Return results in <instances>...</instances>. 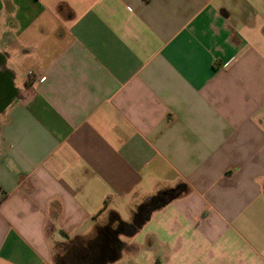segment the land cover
Masks as SVG:
<instances>
[{
	"label": "crops",
	"instance_id": "crops-1",
	"mask_svg": "<svg viewBox=\"0 0 264 264\" xmlns=\"http://www.w3.org/2000/svg\"><path fill=\"white\" fill-rule=\"evenodd\" d=\"M64 246L264 264V0H0V264Z\"/></svg>",
	"mask_w": 264,
	"mask_h": 264
},
{
	"label": "rangeland",
	"instance_id": "rangeland-1",
	"mask_svg": "<svg viewBox=\"0 0 264 264\" xmlns=\"http://www.w3.org/2000/svg\"><path fill=\"white\" fill-rule=\"evenodd\" d=\"M18 75V83L21 84V79H22V75L25 73L26 68L22 67V68H17L15 65H13L12 63L9 65ZM125 218H127V214L124 213ZM65 246L64 247H60L58 250H56V263L60 264L61 260L65 259V256L63 255L62 252L65 251Z\"/></svg>",
	"mask_w": 264,
	"mask_h": 264
},
{
	"label": "flooded vegetation",
	"instance_id": "flooded-vegetation-1",
	"mask_svg": "<svg viewBox=\"0 0 264 264\" xmlns=\"http://www.w3.org/2000/svg\"><path fill=\"white\" fill-rule=\"evenodd\" d=\"M147 210H148L147 207L144 208V209H142V211H141V213H140V215H139V217H138L137 219L142 218L143 215H145V212H146ZM106 231H107L106 234L115 237V235L119 232V229H117V230L108 229V230H106ZM111 247H112V246H111ZM112 248H114V249H119V248H120V244H119V243H116ZM75 256H76V255H75ZM69 257H70L69 255L66 256L65 259L61 260L60 264H67V262H68L67 258H69ZM73 257H74V256H73ZM71 258H72V255H71L70 259H71ZM77 260H78L77 257H75V259L72 258L70 263H74V262L77 261Z\"/></svg>",
	"mask_w": 264,
	"mask_h": 264
},
{
	"label": "trees",
	"instance_id": "trees-1",
	"mask_svg": "<svg viewBox=\"0 0 264 264\" xmlns=\"http://www.w3.org/2000/svg\"><path fill=\"white\" fill-rule=\"evenodd\" d=\"M182 188H183V191L182 190H179V189L178 190H174V191H170V192L166 193L167 194V197H164V194H163V195H159L155 199L156 200L158 199V200H164L165 201L167 199H170L171 200V199L178 198V197L182 196L184 192H186V188L185 187H182ZM144 208H146V206L143 207L142 209H144Z\"/></svg>",
	"mask_w": 264,
	"mask_h": 264
},
{
	"label": "water",
	"instance_id": "water-1",
	"mask_svg": "<svg viewBox=\"0 0 264 264\" xmlns=\"http://www.w3.org/2000/svg\"><path fill=\"white\" fill-rule=\"evenodd\" d=\"M97 263L98 264H107L104 260H102V259H99V260H97Z\"/></svg>",
	"mask_w": 264,
	"mask_h": 264
}]
</instances>
